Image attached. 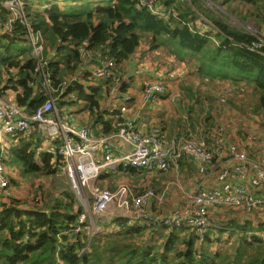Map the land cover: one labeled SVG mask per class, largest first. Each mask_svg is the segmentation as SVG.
<instances>
[{
	"label": "trees",
	"instance_id": "obj_1",
	"mask_svg": "<svg viewBox=\"0 0 264 264\" xmlns=\"http://www.w3.org/2000/svg\"><path fill=\"white\" fill-rule=\"evenodd\" d=\"M6 1L0 0V22L12 15ZM20 1L30 27L41 30L46 37L44 55L55 89L71 75H78L81 58L77 49L81 43L88 42V48L96 53V61L108 55L121 68L131 61L145 39L150 51L167 48L207 78L253 86L257 109L264 111V43L247 29L228 22V15L221 8L234 1L255 7V13L261 14L260 33H264L262 0H207L210 7L204 4L205 0H157L167 16L153 13L137 0ZM27 30L21 18L15 20L10 32L0 25V94L12 90L16 103L33 113L48 96L37 80V61L28 43ZM121 73L125 74L123 69ZM80 78L88 79L84 73ZM103 85H108L109 92L113 82L101 80L91 84L76 79L67 83L63 94L59 90L54 96L60 95L61 104L67 105L64 99L73 93L92 113L108 115L104 132L110 134L117 129V114L102 105ZM121 89L126 91L127 86ZM194 97L191 93L190 98ZM184 120H191L190 115L184 116ZM205 127L209 129L206 124ZM206 131L205 139L212 143L214 138ZM35 134L30 139L19 138L18 144L8 149L5 162L20 164L23 175H53L63 170L62 157L49 149H40L42 138ZM236 141L239 140L229 142ZM60 143L55 140L53 149L58 150ZM118 170L132 174L139 171L123 165ZM0 196L4 197L0 200V264H264V255L246 261H238V256L233 260L220 259L218 251H209L206 246L215 241L209 229L200 239L186 226L130 223L125 217L115 216L110 222L103 221L105 228L101 226L102 232L92 237L83 231L75 233L73 229L80 225L84 208L78 197L68 191L43 207L39 198L35 201L37 206H31L30 201L18 197ZM88 223L86 220L81 225ZM258 231L250 239L243 236L242 240L248 245L264 246V223ZM147 233L151 237L158 233L162 242L139 241Z\"/></svg>",
	"mask_w": 264,
	"mask_h": 264
},
{
	"label": "built area",
	"instance_id": "obj_2",
	"mask_svg": "<svg viewBox=\"0 0 264 264\" xmlns=\"http://www.w3.org/2000/svg\"><path fill=\"white\" fill-rule=\"evenodd\" d=\"M137 1L155 14H168L157 0ZM5 6L11 9L12 15L5 22H0V25L10 32L15 20L21 18L28 26V43L37 61L35 72L40 76L37 80L48 98L30 113L13 98L0 94V195L17 197L11 190L10 171H7L5 162L12 142L21 137L30 139L34 133L39 132L46 139L61 142L58 150L52 148L49 151L62 157L63 170L84 208L79 217L80 225L73 229L75 233L83 231L92 237L100 230V226L94 223L90 214H104L110 206H113L112 216L125 217L130 223L164 224L172 228L186 226L200 239L211 226L210 210L213 207L242 209L246 212L264 210V153L253 157L255 155H250L245 144L229 142L223 133L213 136L211 144L203 137L195 139L193 136H183L177 143L166 145L159 125H153L148 131L140 130L136 119L127 115L132 96L121 89L122 86H131L132 78L126 72L122 74V66L120 68L108 55L96 61V53L88 48L87 41L77 49L81 58L78 75H71L55 89L49 61L44 55L46 37L41 30L30 27L20 0H7ZM260 35L258 39L264 43V33ZM89 61L94 62L92 68L85 66ZM81 73L87 75L88 79L82 80ZM76 79L91 84L112 80L113 87L109 91L112 103L107 108L117 114L116 131L95 136L87 127L73 126L70 118L59 112L55 92L61 90L63 94L67 83ZM164 92V82L151 81L145 84L142 97L147 103L157 104ZM221 154L230 156L231 162L225 161L220 166L216 177L217 186L204 189L201 183L193 194L187 195L191 201L189 205L167 213L151 211L152 199L159 204L163 201V195L156 194L153 189L136 194L128 184H120L115 190L95 184L103 172L122 165L149 171L177 169L184 155L195 161L200 173L206 174ZM86 220L89 223L82 226ZM73 232L69 234L70 237Z\"/></svg>",
	"mask_w": 264,
	"mask_h": 264
},
{
	"label": "rangeland",
	"instance_id": "obj_3",
	"mask_svg": "<svg viewBox=\"0 0 264 264\" xmlns=\"http://www.w3.org/2000/svg\"><path fill=\"white\" fill-rule=\"evenodd\" d=\"M36 1L46 2L49 0ZM91 1L94 2V0ZM205 1L204 4L210 7L207 0ZM221 8L228 15L226 19L228 22L249 30L256 37L261 36L258 23L261 14L255 13V7L234 1L230 5L221 6ZM146 46H149V43L144 39L137 55L140 57L139 60H145L146 55L142 54L144 53L142 49ZM143 68L149 72L153 71L165 83H175L174 85L177 84L178 86V89L174 90L175 92L172 96L173 105L167 109V115L163 117L164 123L171 131L172 129H177V131L184 129L183 126L187 123L183 120V115L188 113L192 117L188 125L193 131L196 129L194 124L195 119L197 124L203 126L206 124L209 128H204L202 131L204 134L194 136L193 138H202L201 135H205L206 130L210 134L209 137L211 135L216 136L222 132L226 135L228 141L237 139L243 142L242 145L246 144V149L257 156L260 152L264 151V111L257 109V96L254 93L253 86L226 79L207 78L204 74H200L193 64L173 56L172 52L167 48H159L145 62ZM191 93L195 94L193 99L190 98ZM59 97L61 96H55V99ZM56 101L59 111L70 117V106L63 107L60 101ZM67 104L70 103L68 102ZM197 133L198 131L195 132V134ZM164 136L165 134H163ZM182 138V136L176 135L174 137L171 134L167 136V139L164 138V140L172 144L177 143ZM256 155L253 157H256ZM185 157L189 156L184 155L183 158ZM6 165L7 171H10V176L13 178L11 182L12 192L23 201H30L29 205L31 206H37V198L42 199L43 202L42 204L40 202L39 205L43 207L53 204L54 199L60 196L62 192L68 191L75 195L77 194L72 188L64 170L53 175H23L20 164L6 162ZM108 173L112 174L109 175ZM95 184L112 190H115L120 184H128L136 194L153 189L156 194L163 195L164 200L162 203H158V205L165 210H170V212L172 211L171 200L173 201L174 196H176L174 192L168 194L170 188L178 189L182 192V195L184 193L187 195L194 193L199 188L198 182L192 180V176L190 179L181 175L177 179L173 173H145L136 176L126 171H120L118 168L108 171L102 177L100 176L95 181ZM137 186L142 187V190H137ZM201 187L204 189L208 188L204 185ZM76 196L80 202L79 195L77 194ZM185 197L187 198V196ZM3 198L0 196V200ZM151 203L150 209L153 212L157 209V206L156 202ZM183 204H185V201H183ZM153 206L156 208H153ZM112 209L113 206H110L101 215L90 214L94 223L96 222L100 225V230L101 226L103 229L105 228V224L102 222L109 220L108 212L110 213ZM263 223L264 210L246 212L234 208L218 209L211 215V227L209 228L215 241L207 243L206 246L210 248L209 251H218L220 259L229 257L230 260H233L235 256H238V261H246L250 257L263 256L264 246L262 244L255 243L254 245H248L246 241L242 240L243 236H247L250 239L252 234H258L260 232L258 230ZM242 226L244 227L242 228ZM149 234L147 233L139 241L142 239H152L157 244L162 242L158 233L155 234V237H151ZM239 251H241L240 256L237 255Z\"/></svg>",
	"mask_w": 264,
	"mask_h": 264
},
{
	"label": "crops",
	"instance_id": "obj_4",
	"mask_svg": "<svg viewBox=\"0 0 264 264\" xmlns=\"http://www.w3.org/2000/svg\"><path fill=\"white\" fill-rule=\"evenodd\" d=\"M141 47H142V44L138 48L137 52L134 54V57L131 59L130 62H128L127 64L125 63V65H122V69L126 73H128L131 66H133L134 70H135L134 74L132 76V77H134V78H132V84H131V86H129L126 89V91L129 94H131V96H132V101L129 103L130 111L127 113V115L136 119L138 127L142 131H148L153 125H159L162 128L163 134H165V136L163 137V140H164V138L167 139V136L171 135V134L174 137H176V135L182 136V137L183 136H187V137L193 136L194 137V136H199L200 134H204L202 131L204 128H206L205 125L203 126V125L197 124L196 119L194 120V124L196 127L195 131H193L192 128L189 127V125H184L183 126L184 129L181 131H177V129H172V131H171L169 129V127L166 126V124L164 123L163 117L167 115L166 114L167 109L173 105L172 104V101H173L172 96H173L174 92L176 91V89H178V86H177V84L174 85L175 83H170V82L165 83L163 80H160V78L157 77L153 71L149 72L145 68H143V66H145V62H147V60L153 54H155L157 52V50L150 51L149 46L143 47L142 51L144 53H142V54L146 55L145 60H142V59L139 60L140 57H138L137 55H138V52L141 49ZM147 56H148V58L146 59ZM93 64H94L93 61H89V62L85 63V66L92 68ZM149 79H151V80L148 81ZM151 81H160V82L165 83V92L160 96V99H159L157 104L147 103L143 100V97H142V92H143V88H144L145 84L147 82H151ZM103 88H104V96L105 97H104V100L102 101V103H103L102 105L107 107L108 104L112 103V101L109 98L110 93L108 92V85H103ZM56 92H58V91H56ZM5 94L8 97L13 98V100L15 101V94L12 90H6ZM55 96L58 97L60 95H55ZM75 98H76L75 94L71 93V94L67 95L64 99L65 102H67V103L69 102L70 104H67V105L61 104L63 107L70 106L71 114H70L69 118H70L71 124L73 126H76V127H87L90 130V132L95 136L104 135L105 134V132H104V121L106 119L108 120V115H106V114L98 115L99 113L98 114L92 113L85 106V102L83 100H76ZM61 99L62 98L59 97L57 100L60 101V103H61ZM177 109H179V108H177ZM58 110H59V108H58ZM97 116L101 117L102 120L101 119L98 120ZM183 116L187 117V116H189V114L185 113ZM191 119H192V117H191ZM184 121L186 123H189V121H186V120H184ZM196 131H198L197 134H195ZM35 135H38L39 138H42L40 149L41 148L42 149H52L53 148L52 144L54 143V140L44 138V136L41 135L39 132H36ZM205 135H207V134H205ZM205 135H201V137L205 138ZM18 140L19 139L12 142L11 146L17 145ZM164 143L166 144L167 141L164 140ZM166 145H168V143ZM121 150H123V148H121ZM117 153H119V152H117ZM263 153H264V151L260 152L259 154H263ZM181 160H182V165L180 163ZM215 160L216 161L214 162V165L211 166L206 171V174H202L198 171V166L194 160H192L189 157H185V158L182 157L179 160V166L177 169H171L169 171H162L159 169H155V170L149 171L146 169L138 168L139 171L135 175L140 176V175H143L145 173H147V174L173 173L177 179H179L180 175L183 177H187V179H190V177L192 176V180H195L196 182H198V186L202 183V185H204L205 187L211 188V187L217 186L216 177H217V174L219 173L220 166L224 165L225 161H228V163L231 162L230 156L227 157L226 154L218 155ZM190 172H191V174H190ZM127 173H129V172H127ZM129 174L132 175V173H129ZM136 189L142 190V187L140 188L139 186H137ZM171 192H174L176 194V196H174V198H173V201L171 200L172 210H174L178 207H181V206H187L191 203V201L188 198L186 193H184V195H182L181 191H179L178 189L173 188V187H172V189L171 188L169 189L168 194H170ZM189 194H193V193H189ZM185 196H187V198ZM183 201H185V204H183ZM151 202L152 203L156 202V200L152 199ZM156 206H157V209L155 211H159L162 213L170 212V210H165L164 208H161L158 205V202H156ZM153 208H156V207L153 206ZM218 209H221V208H219V207L211 208V210H210L211 215L214 214V212H216ZM239 210H242V209H239ZM110 213L108 212V217H110L108 222H110L114 218V216H112Z\"/></svg>",
	"mask_w": 264,
	"mask_h": 264
},
{
	"label": "water",
	"instance_id": "obj_5",
	"mask_svg": "<svg viewBox=\"0 0 264 264\" xmlns=\"http://www.w3.org/2000/svg\"><path fill=\"white\" fill-rule=\"evenodd\" d=\"M207 3H209V2L207 1ZM134 71H135L134 70V67L131 66L130 69H129V71H128V73H127V76L130 77V78H132V76L134 74Z\"/></svg>",
	"mask_w": 264,
	"mask_h": 264
}]
</instances>
